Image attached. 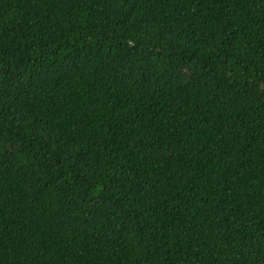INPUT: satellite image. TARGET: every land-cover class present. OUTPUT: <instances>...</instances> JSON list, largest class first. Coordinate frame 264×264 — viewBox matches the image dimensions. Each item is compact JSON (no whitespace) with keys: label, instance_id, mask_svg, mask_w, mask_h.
I'll list each match as a JSON object with an SVG mask.
<instances>
[{"label":"trees","instance_id":"obj_1","mask_svg":"<svg viewBox=\"0 0 264 264\" xmlns=\"http://www.w3.org/2000/svg\"><path fill=\"white\" fill-rule=\"evenodd\" d=\"M0 264H264V0H0Z\"/></svg>","mask_w":264,"mask_h":264}]
</instances>
